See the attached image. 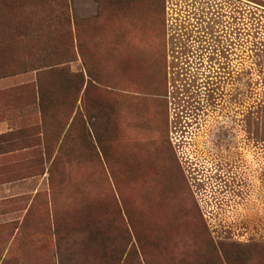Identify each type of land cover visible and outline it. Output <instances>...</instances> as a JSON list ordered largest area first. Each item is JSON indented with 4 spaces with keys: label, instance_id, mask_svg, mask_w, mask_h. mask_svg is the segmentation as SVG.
Here are the masks:
<instances>
[{
    "label": "rangeland",
    "instance_id": "rangeland-1",
    "mask_svg": "<svg viewBox=\"0 0 264 264\" xmlns=\"http://www.w3.org/2000/svg\"><path fill=\"white\" fill-rule=\"evenodd\" d=\"M0 123V264H264V0H0Z\"/></svg>",
    "mask_w": 264,
    "mask_h": 264
},
{
    "label": "crops",
    "instance_id": "crops-1",
    "mask_svg": "<svg viewBox=\"0 0 264 264\" xmlns=\"http://www.w3.org/2000/svg\"><path fill=\"white\" fill-rule=\"evenodd\" d=\"M6 127H7V125L0 123V135L6 130Z\"/></svg>",
    "mask_w": 264,
    "mask_h": 264
}]
</instances>
